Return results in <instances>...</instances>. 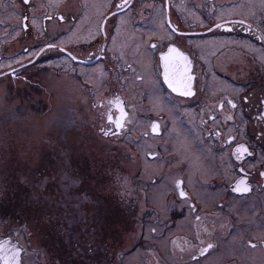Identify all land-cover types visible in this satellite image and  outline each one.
I'll return each instance as SVG.
<instances>
[{"label": "flooded vegetation", "instance_id": "obj_1", "mask_svg": "<svg viewBox=\"0 0 264 264\" xmlns=\"http://www.w3.org/2000/svg\"><path fill=\"white\" fill-rule=\"evenodd\" d=\"M151 23L168 35L150 33ZM123 26L131 34L118 32ZM121 36L136 37L137 54L134 39ZM164 58L191 67L192 79L181 81L190 95L163 82ZM136 71L148 82L142 98L153 88L160 109L143 132L153 145L144 157L136 146L150 177L134 178V194L117 212L122 228L134 229L136 198L151 214L162 195L167 216H150L151 228L138 235L136 225L125 247L121 226L115 240L102 231L101 242H87L88 255L97 248V264H216L223 254L220 264H264V0H0L1 89L44 72L66 76L85 89L99 132L114 136L139 115L125 86ZM11 219L0 214V264H79L77 256H45L44 242L14 230ZM146 232L166 240H145Z\"/></svg>", "mask_w": 264, "mask_h": 264}, {"label": "rangeland", "instance_id": "obj_2", "mask_svg": "<svg viewBox=\"0 0 264 264\" xmlns=\"http://www.w3.org/2000/svg\"><path fill=\"white\" fill-rule=\"evenodd\" d=\"M141 27L148 28L149 25L142 24ZM118 32L131 34L132 31L123 26ZM149 32L158 36L168 35L167 29L159 23H151ZM121 37L134 39L137 54L141 47L136 37ZM145 70L142 74L152 79L150 72ZM138 73L134 72V80L124 85L132 108L135 113L139 111V115L131 117L127 128L114 136H104L99 132L103 123L94 117L97 110L91 108L85 89L66 76L58 80L52 72H44L35 82L18 81L12 84L11 89L0 88V192H4L0 196V214L7 220L11 214L16 216L15 220H10L14 230L22 233L21 229L27 236V228L36 231L33 236L37 240L53 246L56 242L61 243L59 229L51 232L50 239L43 231L45 220L48 228L53 229L55 212L49 208L58 205L57 214H67L73 234L78 231V221L84 215L89 217V234L84 235L85 242H101L102 231L112 235L107 240H115L116 230L121 226L119 230L123 236L120 239L125 247L135 240L136 225L139 227L138 235L142 226L151 228L150 216L165 220L167 212L163 209L162 195H159L161 199L155 200L156 211L151 214L136 198V208L140 210L136 218L142 223L136 224L135 221L134 229L132 227L127 231L122 228L127 225L126 217L117 212L120 204L134 194L133 187L137 184L134 178L137 176L141 182L143 178L149 179L151 173V166L145 159L142 167H138L136 146L144 157V150L153 145L155 137L148 139L143 132H148L151 116L160 109V100L150 83V94L147 99L142 98L146 80H136ZM113 77L114 74H110V80ZM157 143L164 144L163 139L157 137ZM85 188H89L90 192H83L86 194L83 197L81 190ZM91 193L94 194L96 207L106 219L100 224H111L96 231L90 229L92 217L88 214L94 202L86 199ZM71 196L76 198L74 204L70 203ZM139 197L142 199L141 195ZM80 205L83 210L78 214L75 207ZM12 207L18 211L7 215ZM26 217L31 224L26 222ZM164 225L158 224L157 231H161ZM144 235L145 240L156 239L159 245L166 240L150 232ZM72 248L61 246L66 252ZM94 250L88 262L84 258L80 260L82 264H97L102 256L98 255L97 248ZM224 256L216 257V264H220Z\"/></svg>", "mask_w": 264, "mask_h": 264}, {"label": "trees", "instance_id": "obj_3", "mask_svg": "<svg viewBox=\"0 0 264 264\" xmlns=\"http://www.w3.org/2000/svg\"><path fill=\"white\" fill-rule=\"evenodd\" d=\"M88 193L90 192L89 188H85L84 190H81V195L84 197L86 196V194L84 193ZM4 194V192H0V196ZM6 194V192H5ZM61 196V195H60ZM59 196V198H60ZM61 199V198H60ZM87 200H89V202L91 200H93L94 205L92 207V209L88 212V214L92 217L90 225H99L101 223V218L102 216L98 213V212H94L92 213L93 210L98 209L95 205V197L94 194H89V196L86 198ZM13 200L15 201V199L13 198ZM62 201V199H61ZM75 203L76 202V198H74L73 196H71L70 198V203ZM58 205L52 206L49 209L53 210V212H55V216H54V227L53 229L48 228L49 224L47 223V220L44 221V223H46V226L43 227V231L44 233L47 235V238L50 239L51 237V232L55 231V229H59L61 236H62V242L57 244L58 242L55 243V245L53 246L52 244H49V242H44V249H45V256L47 257H61L62 259H68L72 256H77V262L79 264L81 263V259L84 258L85 262L88 259L89 255H88V249H87V245L85 242V236L89 234V230L88 228V223H89V217L87 215H84V218H81L78 221V231L77 233L73 234L71 232L70 229V225L68 224V217L67 214H64L63 216H60V214H57V208ZM84 206L86 207V204H84ZM13 208V210H12ZM11 209H9L10 211L7 212V215L10 213H12V211H18V209H16V207H12ZM74 208V207H72ZM78 210V214L83 210L82 206L80 205L79 207H75ZM64 211V209H63ZM12 219L15 220L16 216L13 217V214H11ZM80 217V216H79ZM78 217V218H79ZM84 219V220H83ZM83 220V221H82ZM26 222L31 224L32 222L26 217ZM87 222V223H86ZM52 227V226H51ZM51 230V231H50ZM26 233H27V237L30 240H37L33 235L35 234L36 231L33 230H28L27 228L25 229ZM84 236V237H83ZM54 239V238H53ZM51 241V240H50ZM52 242V241H51ZM64 245L67 249H69L70 247L73 246V248L66 252L64 250L61 249V246ZM59 246V247H57ZM64 255L66 257H64ZM68 260H62L60 263L61 264H69L70 261ZM88 262V261H87Z\"/></svg>", "mask_w": 264, "mask_h": 264}, {"label": "water", "instance_id": "obj_4", "mask_svg": "<svg viewBox=\"0 0 264 264\" xmlns=\"http://www.w3.org/2000/svg\"><path fill=\"white\" fill-rule=\"evenodd\" d=\"M169 61L170 60L164 58V65H163L164 69H163V72H162L163 79L168 84L169 87H171L172 89L175 88L176 89L175 91H181L183 89V84H181L180 82L172 83V81L174 80L173 74L171 72H169L168 68H167V65L169 64ZM170 84L172 86H170Z\"/></svg>", "mask_w": 264, "mask_h": 264}, {"label": "snow or ice", "instance_id": "obj_5", "mask_svg": "<svg viewBox=\"0 0 264 264\" xmlns=\"http://www.w3.org/2000/svg\"><path fill=\"white\" fill-rule=\"evenodd\" d=\"M24 2L25 3H27L28 2V0H24ZM170 51H176L175 49H171ZM167 59V58H166ZM189 79H191L190 77H189ZM170 86H172L171 84H170ZM176 89L175 88H173V91H175ZM182 95H190L191 94V92H190V90L189 91H186V92H182L181 93ZM113 123H115L116 124V126L117 127H121L122 125L120 124V122H118V121H112ZM153 131H156V126H153ZM105 135H108L109 133L108 132H105L104 133ZM238 151H241V150H239L238 149ZM244 151H246V150H244ZM241 184H243L244 183V181H241L240 182ZM247 191L248 189L247 188H244V189H241L239 186H237V188L235 189V191ZM181 195H184V193L183 192H181L180 193ZM253 247H255V245H252ZM209 247H211V246H209Z\"/></svg>", "mask_w": 264, "mask_h": 264}]
</instances>
